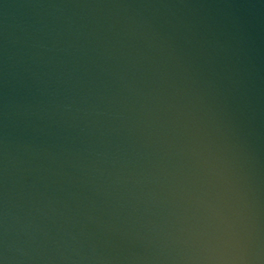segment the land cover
Masks as SVG:
<instances>
[{"label": "water", "instance_id": "obj_1", "mask_svg": "<svg viewBox=\"0 0 264 264\" xmlns=\"http://www.w3.org/2000/svg\"><path fill=\"white\" fill-rule=\"evenodd\" d=\"M0 264H264V0H0Z\"/></svg>", "mask_w": 264, "mask_h": 264}]
</instances>
